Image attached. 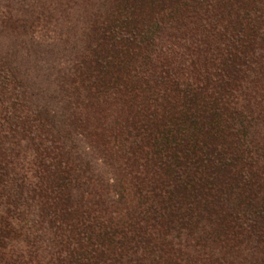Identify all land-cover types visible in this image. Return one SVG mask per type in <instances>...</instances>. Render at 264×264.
Segmentation results:
<instances>
[{
  "label": "trees",
  "instance_id": "1",
  "mask_svg": "<svg viewBox=\"0 0 264 264\" xmlns=\"http://www.w3.org/2000/svg\"><path fill=\"white\" fill-rule=\"evenodd\" d=\"M0 264H264V0H0Z\"/></svg>",
  "mask_w": 264,
  "mask_h": 264
}]
</instances>
